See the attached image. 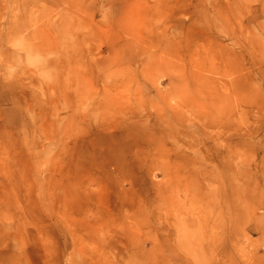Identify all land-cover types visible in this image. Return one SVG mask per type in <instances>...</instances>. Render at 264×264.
<instances>
[{"label":"rangeland","instance_id":"rangeland-1","mask_svg":"<svg viewBox=\"0 0 264 264\" xmlns=\"http://www.w3.org/2000/svg\"><path fill=\"white\" fill-rule=\"evenodd\" d=\"M0 264H264V0H0Z\"/></svg>","mask_w":264,"mask_h":264},{"label":"bare ground","instance_id":"bare-ground-1","mask_svg":"<svg viewBox=\"0 0 264 264\" xmlns=\"http://www.w3.org/2000/svg\"><path fill=\"white\" fill-rule=\"evenodd\" d=\"M205 83V82H204ZM212 84L216 87L218 86L217 84H215L214 81H212ZM225 85L224 83H219V86H223ZM212 91L213 87L211 85V83L208 81L207 83V87L204 88V92L200 91L201 94L203 95L202 99L199 100L198 105L202 111V115L199 118V122L200 124L206 128L207 127H213L216 125H219V121L218 119L212 115L213 111L215 110L214 108V104L212 101V98H210V96L212 95ZM156 95L158 97L162 96L160 91L156 92ZM138 102V101H137ZM147 100L144 99V102H138L140 103V107H141V103H146ZM152 103V102H151ZM147 104V103H146ZM133 103L129 102L128 100L122 98V97H118L117 99L115 98L114 95H109L103 98V100L98 103V105H96L95 110L96 112H94V116L100 121V122H95V126H96V131L98 134H102L105 137H107L109 140H113L115 137V131H116V126L119 125V120L124 118V117H129V115H139L141 112H139L140 110L137 111H133L131 110V108L133 107ZM152 108H157L158 106L156 104L151 105ZM179 106L181 108H186V102H184V104L179 103ZM217 107H220V105L217 103ZM216 107V108H217ZM160 109V108H158ZM161 110V109H160ZM159 110V111H160ZM169 114V113H168ZM170 114L173 115L172 119H166L164 118V120H160V118H157L154 120L153 125L155 127V131H159L160 135H162L163 140L167 139L169 136H174L176 137L177 133L176 132V125L175 123H179L180 125H182L184 119L182 118V116L180 114H178L180 116V118L178 119L176 117V113H174V111L170 110ZM108 115V118H112V119H106L105 117ZM122 116V118L119 119H115V117H119ZM145 122H149L148 119L144 120ZM157 125H159L160 127L157 128ZM121 129L118 128V131H120ZM222 129H217V131L214 132L215 136L214 137H209V133H205L201 140L203 139H214V140H220L222 138ZM118 135V134H117ZM187 136V135H184ZM205 148L202 150V153H204V157H208L210 155V152L207 148V146L205 145V143H201L200 140H193V141H189V143H186V145H184L185 149L183 147V150L188 151V150H192L194 149L195 146L200 145ZM220 157L222 159L221 154L219 153L217 155V157ZM106 164L107 166L110 168L113 166V168L115 169L116 165L112 164V160L110 158L106 159ZM110 173V172H109ZM175 176V177H174ZM172 178L171 180L168 181L167 185L170 186L172 183L175 182V180L177 179V176L173 173V175L170 177ZM213 178L212 175L210 173H206L203 174L202 179L204 181H206V183H209V179ZM213 180V179H212ZM190 190H192V186L190 185ZM189 190V191H190ZM186 191L188 192V190L186 189ZM158 198H162L163 194H158L157 195ZM227 204V203H226ZM237 204L232 205V209L230 210L229 205L227 204L226 209L228 211H237ZM132 216V215H131ZM221 217V215H219ZM135 218V215L133 214L132 218ZM152 217L155 218L156 215H154L152 213ZM133 218V219H134ZM126 220V218H125ZM142 224L138 225V227H135L137 230H140V227H142L145 224H149L150 220L149 218H145L142 219ZM168 229H172V240L173 242H175L176 244L178 243V238L176 236V232H177V227H173L171 224H168ZM199 229L201 230V232H199L198 236L200 238V240H204V238L206 237L205 232H206V225L204 226L199 225ZM205 230V231H204ZM168 232V231H167ZM171 236V234L166 235V238H164L165 242L169 241V237ZM122 238L123 240H125V238L123 237H119ZM121 239V240H122ZM209 251V249H206ZM206 250H202L201 253H197L196 254H202V255H206ZM138 255H145L146 253L144 251H138ZM221 254L223 252H220ZM208 255V253H207Z\"/></svg>","mask_w":264,"mask_h":264}]
</instances>
